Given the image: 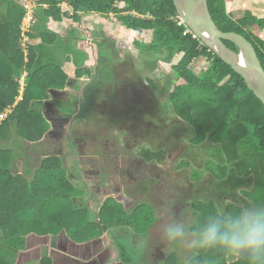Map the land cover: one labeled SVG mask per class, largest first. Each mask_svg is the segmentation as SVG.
I'll list each match as a JSON object with an SVG mask.
<instances>
[{
	"label": "trees",
	"instance_id": "obj_1",
	"mask_svg": "<svg viewBox=\"0 0 264 264\" xmlns=\"http://www.w3.org/2000/svg\"><path fill=\"white\" fill-rule=\"evenodd\" d=\"M208 3L218 28L250 41L264 68V18L248 13L237 19L227 11L226 0ZM28 8H35L36 22L23 32ZM88 14L133 33L132 48L147 69L173 64V76L161 94L174 105L181 121L194 128L191 147L201 148L203 157L195 156L219 192L215 200L198 199L193 204L196 217L190 232L196 236L197 252L189 264H264V106L229 65L186 25H179L173 0H25L24 4L0 0V116L21 98L0 122V264H16L18 254L31 252L43 236L60 240L65 231L71 232L69 237L81 244L102 234L93 212L75 203L81 190L59 159H45L36 170L27 161L22 177L11 171L25 153L21 143L41 141L48 129L39 108L49 91L64 88L70 78L92 75V69L73 62L76 49L69 41L77 31L72 25ZM64 21L72 24L66 39L48 27ZM25 35L28 42L40 43L27 42L23 47ZM111 40L94 57L101 70L107 68L96 83L107 79L112 62L109 50L119 58L116 39ZM225 44L238 51L233 43ZM198 59L207 63L200 73L192 68ZM92 84L86 88L87 95L100 87ZM8 141L12 146L4 148ZM201 174L194 171V180L199 181ZM145 213L127 214L110 201L99 221L114 231L126 226L143 231L151 221L147 216L141 221ZM49 259L43 258L40 264H51ZM173 261L169 258L166 264H180ZM108 264H133L127 246L121 244Z\"/></svg>",
	"mask_w": 264,
	"mask_h": 264
},
{
	"label": "flooded vegetation",
	"instance_id": "obj_2",
	"mask_svg": "<svg viewBox=\"0 0 264 264\" xmlns=\"http://www.w3.org/2000/svg\"><path fill=\"white\" fill-rule=\"evenodd\" d=\"M94 38H98L97 34ZM118 39L115 41L119 58L109 50L112 62L106 72L107 86L87 95L85 91L89 85L81 90V79L70 78L64 88L49 91L52 99L41 101L39 108L48 129L34 148L25 149L23 156L14 162L18 169V163L22 161L23 164L16 175L24 173L27 161L36 170L43 160L51 158L59 159L68 174L72 169L75 172L69 177L78 183L76 187L81 194L74 201L93 212L102 226V234L81 244L67 235L66 239L59 240L56 247L62 250L63 262L68 264H108L121 244L127 246L130 254L131 250L140 251L142 247L141 261H136L137 264H166L171 257L166 247L172 232L181 234L185 226L183 217L194 214L193 188L200 181L194 180V171L204 172L203 163L197 158L204 155L203 152L199 154L201 148H193L191 143L186 145L182 142L184 137L180 136L193 134L194 128L181 121L168 98L156 94L159 86L147 78V74L152 76L164 67L158 65L147 72L144 59L139 58L132 43L130 50H124L127 46L118 44ZM107 43H99L96 52H103ZM73 56L78 62L85 58L76 52ZM137 61L143 65L137 67ZM198 61L202 62L198 59L194 64L200 63ZM104 70L107 68H99L98 75ZM96 84H92L93 88H98ZM100 116H107V119ZM185 125L192 132L178 131ZM114 129L117 134H111ZM196 153L199 156L196 157ZM69 161L73 166L68 165ZM110 201L121 205L127 214L146 211L140 219L147 216L151 221L143 231H136L132 226L120 227L117 231L109 229L99 218ZM162 224L166 225L163 229ZM120 231H125V237H120ZM161 236L162 243L158 241ZM150 237L155 238L152 247L151 242L146 245ZM131 258L133 261L132 254Z\"/></svg>",
	"mask_w": 264,
	"mask_h": 264
},
{
	"label": "rangeland",
	"instance_id": "obj_3",
	"mask_svg": "<svg viewBox=\"0 0 264 264\" xmlns=\"http://www.w3.org/2000/svg\"><path fill=\"white\" fill-rule=\"evenodd\" d=\"M19 1H20L21 4H24V2H25V0H19ZM27 11H28V14L26 15V18L24 19L23 26H22L23 32H25L24 29H27L29 23L31 24V27H32V24L34 22H36V20H33L30 17L31 16L30 15L31 14L30 10L27 9ZM91 16L92 17L88 16L90 18H87V16H86V18H85L86 22H81L80 25H77L78 29L76 31V36L74 38L78 39L77 42L80 41V45L79 44L77 45V42H76V47L79 46V50L80 51H82V50H84V48L88 47V43H87L86 39L91 40V42L94 45H96L95 42H94L95 39H93V37L91 36V32H92L91 30H92V28L95 27L94 24H93V21H95L94 19H96V18H97V20L99 19L100 22H101V25L96 26V30L99 29V30L96 31V33H100L101 34V32H102L103 36H106V34H108V35H110V38L113 36L112 40L113 39H117V37H118L119 39L117 40V43L118 44L119 43H124L127 46V49H126L125 46L123 47V49L124 50H130L129 49L130 48V43H129L130 37H129V35L126 34V31H120V27H119L118 24H115V23H112V22L110 23V21L109 22L104 21L101 18H98L97 16H93V15H91ZM69 25H70V22L64 23V25H62L63 27L60 25L59 26L60 30L58 29V27L55 28V26L53 24H49L48 27L51 30H54L55 32H57L56 29L59 30L60 32L58 31L57 33L61 37L66 32L65 30L69 29ZM91 25H93V26L91 27ZM85 26H89V27L86 28ZM75 28H76V26H75ZM146 37H147V41H150L151 35L150 34L148 36L146 35ZM27 42H28V38L25 35V38L22 41L23 47L27 45ZM72 42H73V40H72ZM35 44H39V41L36 40ZM131 51H133L132 48H131ZM97 55H98V53L96 52V48H95L94 51L92 52V56H94V57L96 56L97 57ZM60 56H61V60H63L64 56H65V53L63 55V58H62L61 54H60ZM178 61L176 63H178ZM201 61H202V59H201ZM206 64L207 63L205 61H203V62H200L198 64H194L192 68L194 69V71L196 73H200L204 69V67H206ZM140 65H143V64L141 62L140 63L138 62L137 67L138 66L140 67ZM172 65L173 64L166 65L165 68L163 70H161V72L158 71V72L154 73L152 76L147 74V78L150 79L151 82H154L155 84H157L159 86V88H157V86L153 84V87L157 88L156 94L158 92L157 95L158 96L161 95V97L163 99H167V97L165 95L161 94V90H163L164 87H166L165 86V82L168 81V78L170 79L173 76ZM144 68L148 72V69L146 68V64L144 65ZM93 69H94L93 70V74L90 77H85V79H84L85 81L84 82H83V80L80 81L82 85L92 82L93 79L97 80V79L100 78V75H98V71H97L98 70V66L96 64L94 65ZM107 75L104 76L105 77L104 79H106ZM148 84H149V82H148ZM96 85L100 86V89L103 90L104 87L107 86V82L105 83V80L104 81L101 80ZM108 89H109V87L106 90H108ZM20 101L21 100L19 98L14 105H12L10 108H8L5 111V113L6 112L7 113L10 112V114H11L12 111H13L14 106ZM168 105H169V103L166 104L165 106H168ZM63 109H67V108H63ZM105 117L107 119V116H100V118H103L104 120H105ZM4 118H5L4 115L0 116V120L4 119ZM178 131L192 132L190 129H188V126H186V125L182 126L181 129H179ZM111 134H117V130L114 129L111 132ZM180 136L184 137L182 142L186 143V145H188L190 143V141H192V139H193V136H191V134H180ZM1 146H3V145H1ZM4 148H7V147H4ZM68 165L69 166H73L72 162L70 163V161L68 162ZM18 166H19V169L16 168L15 164H13L11 171L13 173L16 172L14 174L20 173V171L22 169V166H23L22 161H20L18 163ZM202 169L204 170L203 167H202ZM68 170H71V167L70 168L68 167ZM203 173H204V175L200 176L199 184L198 183L195 184V187L193 188V191H194L193 192V196H195V197H193V201L194 200L196 201L198 199H201V200L203 199L204 201L208 200V199L215 200L219 196V192L216 190V187H215L216 183L211 180V178H212L211 174H207L206 172H203ZM69 174L71 176L75 175V172L73 171V169H72V171H69ZM19 175L22 177V174H19ZM73 179H75V178H73ZM73 184L75 186L78 185L77 182L76 183L73 182ZM228 199L230 200V198H228ZM222 203L223 202H221V204ZM188 207H190V205ZM195 217H196L195 214H190V213L187 216H184L183 217L184 220L182 222L185 224V226H183V230H182L181 234H176V233L172 232V236L169 238V242H168L169 244H167L166 248L168 249L167 251H168V253L171 256L170 258L174 259L175 263L179 262L180 264H183V263L184 264H189L190 260L192 261L193 258L196 256L197 250L195 248L197 246V240H196V236H194L190 232V228L193 226V224H194L193 222H195ZM165 226L166 225L162 224L161 228L163 229ZM168 226H170V224ZM175 227H177L176 224H175ZM175 227L173 226V230L175 229ZM169 231H171V230H169ZM68 234L72 235L73 233L69 232ZM68 234L65 231V235H64L63 240L66 239L67 236L69 237ZM125 235H126L125 231H120V237H125ZM41 239H42V242H38L36 244V246L32 248L31 252L19 253L18 256H17L18 260H17L16 264H40V262H41V260L43 258H50L49 260H51V262H52L51 264H68V262H63V257L65 255H63L62 250L60 248L56 247L57 243L59 242L58 239H56V238L54 239V238L46 237V236L41 237ZM154 240H155L154 237L148 238L146 245H148L149 242H151L150 246L151 247L154 246L155 245L154 244ZM50 241H51L52 245L50 244ZM61 241L62 240L60 239V242ZM158 241L159 242L161 241V243L163 242L162 236L160 237V239L158 237ZM240 243H242V240L241 241L239 240V244ZM146 247L147 246H145V248ZM141 248L142 247L139 248L140 251H138V250L137 251L136 250L132 251L131 250L133 261H135L136 264H137L136 261H138V262L141 261V260H139L140 254L143 253ZM135 252H138L137 255L134 254ZM167 259H165V260H167ZM147 264H156V262L155 263L154 262H148Z\"/></svg>",
	"mask_w": 264,
	"mask_h": 264
},
{
	"label": "water",
	"instance_id": "obj_4",
	"mask_svg": "<svg viewBox=\"0 0 264 264\" xmlns=\"http://www.w3.org/2000/svg\"><path fill=\"white\" fill-rule=\"evenodd\" d=\"M173 2L178 16L191 33L229 65L264 106V68L253 44L238 33L222 32L213 20L208 0H173ZM225 42L233 43L238 51L230 49Z\"/></svg>",
	"mask_w": 264,
	"mask_h": 264
},
{
	"label": "crops",
	"instance_id": "obj_5",
	"mask_svg": "<svg viewBox=\"0 0 264 264\" xmlns=\"http://www.w3.org/2000/svg\"><path fill=\"white\" fill-rule=\"evenodd\" d=\"M226 7H227V11L229 12V13H231L234 17H236L237 19H239V18H243V17H246L247 16V14L249 13V14H252L254 17H256V18H259V19H263L264 18V0H226ZM29 10H30V17L33 19V20H36V10H35V8H28ZM28 14V13H27ZM91 15H93V16H97V15H94V14H88V15H84L83 16V18H82V20H81V22H86V16H87V18H90V17H92ZM88 16H90V17H88ZM98 18H101V17H99V16H97ZM102 19V18H101ZM95 21H93V24H94V28H92V32H91V36L93 37V39H95L94 40V42H95V44L96 45H94L92 42H91V40H89V39H86V41H87V43H88V47H86V48H84V50H82V51H80L79 50V46H77L76 47V42H77V38H72L73 39V46H75L76 47V50H75V52H76V54H83V56L85 57L84 59H81V61H80V64L79 65H81V64H83V68H90V69H92V74H93V68H94V65H95V60H94V56H92V52L94 51V49L96 48V51H97V48H98V45H99V43H101V42H104L105 41V43H106V41H108V39L110 38V35H108V34H106V36H103V34H102V32H101V34L100 33H96V31L97 30H99V29H97L96 30V26H99V25H101V22H100V20L98 19L97 20V18L96 19H94ZM103 20V19H102ZM105 21V20H104ZM67 22H70V21H64L63 23H61V24H57V23H53V22H51L50 24H53L54 26H55V28L56 27H58V29L60 30V28H59V26L61 25H64V23H67ZM71 25L72 24H70L69 25V28L71 27ZM77 25H80V24H73L72 26H73V28L76 26V28L78 29V27H77ZM53 26V27H54ZM93 25H91V27H92ZM30 27H31V24L29 23L28 24V27H27V29H24L25 30V32H29V30H30ZM63 27V26H62ZM86 28L87 27H89V26H85ZM85 28V29H86ZM59 30H57L56 29V31L58 32ZM69 30V29H68ZM68 30H65L66 32L68 31ZM53 32H55L54 30H52ZM57 32H55L57 35H58V33ZM60 32V31H59ZM65 32V33H66ZM64 33V35H62L61 37L62 38H64V39H66V34ZM68 33V32H67ZM106 33V32H105ZM94 34H97V39L96 38H94ZM126 34L127 35H129V37H130V41H129V43H132V40H133V38H134V34L133 33H130L129 31H126ZM60 36V35H59ZM113 37V36H112ZM68 38H70L69 37V35H68ZM118 38V37H117ZM75 39H76V42H75ZM69 40H71V39H69ZM39 41V43H40V40H38ZM30 43H32V41L30 42ZM75 44V45H74ZM80 45V41H78L77 42V45ZM32 45H36L35 44V41L32 43ZM96 57V56H95ZM63 58V57H62ZM64 58H65V56H64ZM77 61V60H76ZM73 62H74V57H73ZM163 67H165V66H163ZM98 69H99V67H98ZM98 71V70H97ZM101 72V71H100ZM102 74H103V72H101V73H99V75H100V78H101V76H102ZM106 74V73H105ZM85 77H90L89 75H84L83 77H81L80 79V81H82L83 80V82L85 81L84 79H85ZM73 79H75V77L73 78ZM77 79V78H76ZM79 79V78H78ZM95 80L93 79L92 80V82H94ZM92 82H90V83H87V84H84V85H82V89L81 90H84L88 85H90ZM24 83H25V80H23L22 81V85L24 86ZM50 91H54V92H57L58 90H55V89H52V90H50ZM50 93V92H49ZM49 97H51V98H48L47 100H51L52 99V95H50ZM20 100H21V98H20ZM54 100H57L56 98L54 99ZM10 111V110H9ZM8 115H10V112L9 113H5L4 114V117H7ZM2 120V119H1ZM1 120H0V122H1ZM9 131H12L13 132V130H12V127H11V129L9 130ZM8 133V132H7ZM13 141H15V138L13 137ZM2 144V143H1ZM6 145L4 146V147H7L8 146V148L10 147V146H12V142H7V143H5ZM35 144L36 143H30V142H27V141H25V142H23V144L21 143V147L23 146L25 149H32V148H34L35 147Z\"/></svg>",
	"mask_w": 264,
	"mask_h": 264
},
{
	"label": "built area",
	"instance_id": "obj_6",
	"mask_svg": "<svg viewBox=\"0 0 264 264\" xmlns=\"http://www.w3.org/2000/svg\"><path fill=\"white\" fill-rule=\"evenodd\" d=\"M178 23H179L180 26L185 25L184 21L180 17L178 18ZM186 33H189V31H186Z\"/></svg>",
	"mask_w": 264,
	"mask_h": 264
}]
</instances>
